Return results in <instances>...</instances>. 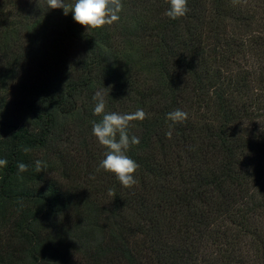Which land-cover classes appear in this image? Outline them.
I'll return each instance as SVG.
<instances>
[{
    "label": "trees",
    "instance_id": "obj_1",
    "mask_svg": "<svg viewBox=\"0 0 264 264\" xmlns=\"http://www.w3.org/2000/svg\"><path fill=\"white\" fill-rule=\"evenodd\" d=\"M122 4L87 30L0 0V264H264V0ZM97 91L148 114L131 188L97 171Z\"/></svg>",
    "mask_w": 264,
    "mask_h": 264
},
{
    "label": "clouds",
    "instance_id": "obj_2",
    "mask_svg": "<svg viewBox=\"0 0 264 264\" xmlns=\"http://www.w3.org/2000/svg\"><path fill=\"white\" fill-rule=\"evenodd\" d=\"M168 2L170 7L165 15L172 20L184 17L189 11L188 0H168ZM47 4L51 9H63L65 15L71 12L74 21L87 30L99 29L117 22L123 8L122 0H75L74 4H66L65 0H47ZM93 100L95 102L94 115H102V119L99 122L93 121L92 134L106 149L97 171L112 173L123 187L131 188L138 183L135 173L139 165L127 155V152L132 145H138L140 139L135 135L130 137L127 129L130 122L143 121L148 114L142 108L126 114L105 113L106 101L103 91H97ZM167 119L173 123H183L188 119V114L176 109L167 114ZM166 135L171 138V132ZM7 163L6 159L0 158V167H6ZM17 167L21 173L28 171V165L24 163H18ZM35 171L37 173L43 171L39 160L35 162ZM109 191L112 194V190Z\"/></svg>",
    "mask_w": 264,
    "mask_h": 264
},
{
    "label": "rangeland",
    "instance_id": "obj_3",
    "mask_svg": "<svg viewBox=\"0 0 264 264\" xmlns=\"http://www.w3.org/2000/svg\"><path fill=\"white\" fill-rule=\"evenodd\" d=\"M126 47H127V45H126ZM126 49H128V48H125V51H126Z\"/></svg>",
    "mask_w": 264,
    "mask_h": 264
}]
</instances>
